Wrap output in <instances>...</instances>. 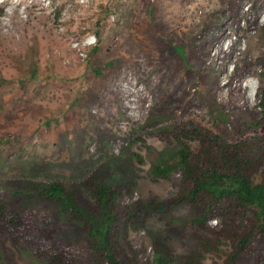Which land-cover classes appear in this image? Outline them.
I'll return each instance as SVG.
<instances>
[{"label": "rangeland", "instance_id": "1", "mask_svg": "<svg viewBox=\"0 0 264 264\" xmlns=\"http://www.w3.org/2000/svg\"><path fill=\"white\" fill-rule=\"evenodd\" d=\"M251 1L233 19L220 0H0V185L45 178L69 185L109 166L124 184L130 178L120 177L116 165L129 160L131 199L172 194L179 173L155 182L148 175L170 142L143 133L126 154L121 148L135 140V124L161 93L170 107L191 93L190 109L205 122L216 118L211 98L225 111L264 110V69L255 64L264 57V8L252 17ZM173 46H181L184 63L176 52L168 55ZM194 216L187 206L153 216L146 229L122 232L124 250L136 264H152L153 236ZM207 225L219 229L220 219ZM167 244L175 257L195 250L176 237ZM229 251L225 242L203 261L222 264ZM9 255L12 264H44L25 248Z\"/></svg>", "mask_w": 264, "mask_h": 264}, {"label": "trees", "instance_id": "2", "mask_svg": "<svg viewBox=\"0 0 264 264\" xmlns=\"http://www.w3.org/2000/svg\"><path fill=\"white\" fill-rule=\"evenodd\" d=\"M220 1L227 17L234 19L244 0ZM248 4L252 17L264 8V0ZM170 48L168 55L176 52L184 63L181 46ZM255 64L264 69V57ZM233 76L239 79L241 74L235 69ZM192 96L184 93L172 107L164 105L165 93L154 96L157 101L146 120L136 123L131 133L135 140L129 138L120 151L126 154L143 133L170 142L171 147L157 154L148 175L155 182L179 173L172 194L131 199L136 184L129 160L116 165L120 177L130 178L124 184L110 166L69 185L51 178L8 180L0 185V264H12L9 253L22 248L44 264H136L124 250L122 232L144 230L153 216L168 217L183 206L193 209L195 216L181 227L172 223L165 236H153L152 264H206L203 255L218 252L225 242L230 251L222 264H264V110L225 111L211 98L217 114L205 122L190 109ZM131 156L141 163L138 154ZM215 218L220 219L219 229L207 225ZM174 237L194 242L195 250L175 257L167 244Z\"/></svg>", "mask_w": 264, "mask_h": 264}, {"label": "bare ground", "instance_id": "3", "mask_svg": "<svg viewBox=\"0 0 264 264\" xmlns=\"http://www.w3.org/2000/svg\"><path fill=\"white\" fill-rule=\"evenodd\" d=\"M18 2H19V1H18ZM55 33H56V32H55ZM68 41H69V39H68ZM65 42H66V41H65ZM53 46H54V45H53ZM52 48H53V47H52ZM52 50H54V49H52ZM60 50H61V49H60ZM56 53H57V52H56ZM65 53L68 54L69 51H68V52L65 51ZM71 55H72V53H71ZM59 58H60V60L62 59L61 56H59ZM71 62H72V60H71ZM69 63H70V62H68V63H63V64H62V61H61L60 65L62 64V65H61L62 68L66 70V69H69V67H70V64H69ZM72 63H73V62H72ZM72 63H71V64H72ZM72 67H73V66H72ZM62 68H61V69H62ZM245 87L248 88L249 86L245 85ZM114 92H115V91H114Z\"/></svg>", "mask_w": 264, "mask_h": 264}]
</instances>
